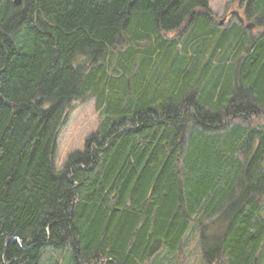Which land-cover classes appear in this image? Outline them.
Returning <instances> with one entry per match:
<instances>
[{
  "label": "trees",
  "instance_id": "1",
  "mask_svg": "<svg viewBox=\"0 0 264 264\" xmlns=\"http://www.w3.org/2000/svg\"><path fill=\"white\" fill-rule=\"evenodd\" d=\"M253 1L256 33L209 0H0V264H144L192 224L207 263L264 264V123L231 124L264 116ZM89 95L102 119L56 168L65 106Z\"/></svg>",
  "mask_w": 264,
  "mask_h": 264
},
{
  "label": "rangeland",
  "instance_id": "2",
  "mask_svg": "<svg viewBox=\"0 0 264 264\" xmlns=\"http://www.w3.org/2000/svg\"><path fill=\"white\" fill-rule=\"evenodd\" d=\"M253 0H209V7L215 20H223L222 24L215 22L217 26H229L233 22L247 23L246 30L256 31L261 28L262 18L257 14H252L251 4ZM249 4V11H245ZM162 37L172 38L175 31L172 30L168 33L160 32ZM151 41L144 39L141 42L134 43L137 49H145ZM126 36L122 35L116 43L110 47L106 59L108 62L109 70L118 74L119 65L117 58L127 47ZM137 59V58H136ZM136 59L133 60V70H135ZM86 61L84 55H77L75 61L81 63ZM131 65V66H132ZM117 68V69H116ZM163 68L160 69V72ZM102 110L96 106L95 97L89 95L84 100H72L64 109L63 118L55 140L54 164L59 168L64 161L65 157L75 150H82L84 148V141L86 137L95 131L102 119ZM239 123L244 127L258 126L264 123V116H255L250 119H243L235 117L231 119V124ZM243 157V154H240ZM264 215V208L262 210ZM67 250H57L47 248L44 251L42 264H69V255ZM68 262V263H67ZM144 264H209L204 259L201 253L199 243V229L196 225L192 224L182 239L179 250L175 253H167L164 249H160Z\"/></svg>",
  "mask_w": 264,
  "mask_h": 264
},
{
  "label": "water",
  "instance_id": "3",
  "mask_svg": "<svg viewBox=\"0 0 264 264\" xmlns=\"http://www.w3.org/2000/svg\"><path fill=\"white\" fill-rule=\"evenodd\" d=\"M20 1H21V0H13V3H14V4H19ZM219 22L222 23L223 20H220ZM246 26H249V23H248Z\"/></svg>",
  "mask_w": 264,
  "mask_h": 264
},
{
  "label": "flooded vegetation",
  "instance_id": "4",
  "mask_svg": "<svg viewBox=\"0 0 264 264\" xmlns=\"http://www.w3.org/2000/svg\"><path fill=\"white\" fill-rule=\"evenodd\" d=\"M219 21H220V20H218L217 22H218L219 24H222V23H220ZM247 22H248V21H247ZM247 22H246V23H247ZM246 23H245V24H246ZM250 24H251V23H250V21H249V25H250Z\"/></svg>",
  "mask_w": 264,
  "mask_h": 264
}]
</instances>
